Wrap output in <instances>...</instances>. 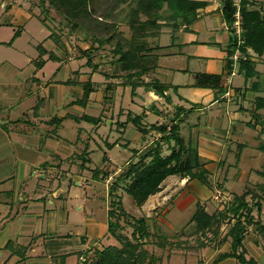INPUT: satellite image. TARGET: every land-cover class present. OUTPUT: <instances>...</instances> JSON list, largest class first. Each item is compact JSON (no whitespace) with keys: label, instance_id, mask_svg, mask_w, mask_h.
I'll use <instances>...</instances> for the list:
<instances>
[{"label":"crops","instance_id":"0c3cea01","mask_svg":"<svg viewBox=\"0 0 264 264\" xmlns=\"http://www.w3.org/2000/svg\"><path fill=\"white\" fill-rule=\"evenodd\" d=\"M206 1L191 24H167L147 46L153 68L144 79L166 85V100L142 86L132 95L130 86L121 84L124 72L115 58L97 59L92 50L87 63L84 54L76 49L71 55L63 43L68 53L61 52L44 18L47 1L42 6V0H0V264H81L96 250L119 245L108 233L109 203L120 200L125 209L127 193L123 184L104 192L97 181L117 179L159 139L158 132L143 134L131 122L121 126L135 115L146 128L177 122L183 139L196 142L210 181L206 186L170 175L135 207L137 213L125 209L146 217L152 234L172 242L190 240L177 248L145 245L159 258L155 264H240L232 256L215 261L231 250L229 236L219 242L231 224L224 223L208 246L198 247L192 217L200 207L215 211L209 199L218 186L242 194L263 182L256 171L264 162L260 168L252 162L264 155V52L245 49L257 71L245 79L240 60L232 59L237 47L222 19V0ZM254 6L264 13V0H254ZM38 47L45 54L39 56ZM103 65L112 71H102ZM201 72L219 74L225 92L193 86ZM130 125L135 131L128 135ZM167 146L163 154L169 153ZM243 248L247 259L264 260V241L251 224Z\"/></svg>","mask_w":264,"mask_h":264},{"label":"trees","instance_id":"16d2710c","mask_svg":"<svg viewBox=\"0 0 264 264\" xmlns=\"http://www.w3.org/2000/svg\"><path fill=\"white\" fill-rule=\"evenodd\" d=\"M46 1L70 24L71 29L77 27L83 31L86 34V39H88V35L94 38L93 34H99L101 36H96L93 39L98 45H102L108 39L102 35L108 34L115 22L107 20L111 15L109 13L102 16L104 19L95 17L90 6V0H42V6ZM131 3L132 9L126 18V22L136 32L130 39L125 41V44L117 41L114 46L115 52L119 55L115 63L124 72L121 84L130 86L132 95L137 87L142 86L146 90H152L157 95L165 97L167 100L165 91L168 87L166 85L156 78L149 81L144 79V76L149 74L153 66L149 65L151 60L148 59L151 49L144 46V44L135 42L137 38L145 34L139 31L149 26L159 29L167 24H171L175 28L181 24L189 25L196 19L197 9L204 7L207 1L115 0L113 8L120 4ZM234 3L235 0H222V19L228 26L231 25L236 12ZM164 7L170 13L165 18L161 15ZM47 12V7H44L43 13L47 14ZM239 13L243 29V44L240 50L244 54L240 58V71L247 79L256 76L257 71L255 63L246 54L245 49L250 48L257 55H262L264 52V13L260 7L254 6V0H239ZM141 15H144L146 20L141 21ZM162 19L167 20L169 23L160 25L159 20ZM89 21L94 24L88 25ZM16 36L17 32L7 44H11ZM53 36L52 33L51 37ZM235 44L236 39L233 41L234 46ZM38 50L39 56L46 52L41 47H38ZM91 51V47L79 50V53L87 57V63L91 60L89 56ZM49 56L52 57V54ZM193 86L216 89L219 93L225 92L221 86V76L219 74L196 73ZM111 88V85H107L106 89L110 90ZM83 90V100L85 101L90 93L88 84L84 85ZM260 107L261 104H257V108ZM141 118V115L129 116L125 122L121 123V126L124 127L127 122H131L139 132L146 134L148 131L154 130L160 134V137L139 152L137 160L130 161L117 177V180L123 182V190L132 198L136 206H141L150 195L158 192L160 184L170 175L196 179L200 183L210 186L208 171L204 167L205 162L201 160L198 154L196 142L192 137H189L186 141L183 139L177 122L172 120L169 127L167 124H150L149 128H146L141 123ZM86 119L98 120L90 117ZM163 144L168 145L166 148L169 151L168 154H163ZM262 149L264 150V148ZM256 173L262 178L263 182L257 184L254 190L247 189L242 194H233L231 201L227 202L223 209H217L213 213H207L200 207L192 217L196 233L200 234L198 238L200 241H197L198 247L208 246L210 242L218 238V233L224 223L231 224L227 228L228 231L225 236L219 240V242H223L226 236H229L231 238V250L221 252L215 259L216 262L232 256L240 264H257L254 259L245 257L243 248L244 235L250 224L264 241V215L261 218L264 210V163ZM114 189V185L111 186V190ZM248 197L251 198L254 205L249 203ZM111 204L112 207L108 211V233L115 238L119 245H110L101 250H96L91 260L87 261L85 259L81 264H155L159 258L147 251L144 248L145 245L153 244L165 248L166 246H185L189 243V241L172 243L163 235L152 234L148 230L146 217H134L128 214L122 207L120 200ZM254 208L257 211L256 217L252 213ZM121 220H124L132 228L130 236L123 233Z\"/></svg>","mask_w":264,"mask_h":264},{"label":"rangeland","instance_id":"374dc122","mask_svg":"<svg viewBox=\"0 0 264 264\" xmlns=\"http://www.w3.org/2000/svg\"><path fill=\"white\" fill-rule=\"evenodd\" d=\"M235 1L239 2V0H235ZM114 2H115V0H90V6L92 8V11H93V14L95 17H98L99 19L100 18L104 19L102 16H104L105 13H109L112 16L110 15L109 19H107V20L115 22L113 28L111 30H109L108 34L102 35V36H106L108 38L106 40V42H104L102 45H98L97 42L93 41V39L96 36H101V35L93 34L94 38L91 35H88V39H86V36H85L86 34L83 31H81L77 27L71 29L70 24L67 23V21L65 19H63V17L60 14H58L57 11H55V9L52 8L47 2L48 12H47V15L46 14L44 15V18L47 21L50 28H52L54 31L53 32L54 36L52 37L53 41L56 43L57 46H60V48H62L64 46L65 47L64 50H68L70 48V50H71L70 54L71 55L75 54L76 49L78 51V50H82L83 47L84 48L91 47V49L93 50L92 53H95V57L97 59L103 58L104 56H106L108 58L117 59L119 57V55L115 52V49H114L116 42L119 41L122 44H125V41L127 39H130L131 36L136 31L134 28H132L126 22V18H127V16H129V13L131 12V9H132V7H131L132 3L131 4H120L119 6H116L115 8H113ZM169 14L170 13H168V10L166 9V7H164V9L161 11L162 17L165 18ZM140 17H141V21L146 20V17L144 15H141ZM164 23H169V22L165 19L159 20L160 25H164ZM89 24L93 25L94 23L92 21H89L88 25ZM162 28H163V26H161L159 29L155 28L154 26L146 27L145 29L139 31V32H143L145 34H143V36L137 38V40L135 42L139 43V44H144V46H149L150 44L152 45V43H154V41H155L154 37L156 36V34L161 32L160 30ZM60 43H63L64 45L62 46ZM60 50H61V52L64 51L63 48ZM65 53L67 55L68 52H65ZM37 61H41V58L38 59ZM112 69H113V67L112 66L110 67V65H103V67L101 68L102 71H108L109 73L112 71ZM102 83L104 84L105 82H102ZM136 101H139V100L136 99ZM0 104H2V106H3V103L1 100H0ZM0 111H2V110H0ZM10 112H11L12 116L16 115V109H14L12 107V105L10 107ZM0 120H1V118H0ZM103 127H106V126H103ZM129 127L130 128H128V135H131V132H133L135 130L133 128V125H130ZM67 133H69V131H67ZM132 154H133L132 150L126 151V155L131 157V158L133 157ZM118 159L121 162V160H124V156H122V157L119 156ZM263 162H264V155H258L257 159L254 160L252 162V164H254L256 167L260 168ZM104 178L105 177L102 176L97 181V183L103 188L104 192H105V190L109 191L111 189V186H113V185H114L115 189H117V188H120L121 185L123 184L122 181L117 180L115 178H112L111 176L106 177L105 181H104ZM61 179H65V178L62 177ZM100 179H101V181H100ZM218 187H217L218 188L217 191H215V193L209 199L210 203H212L215 210L223 209L227 205V202L229 203V201H231V199L233 197V193H231L228 190L225 191L224 189H220V186H218ZM252 189L254 190L255 187ZM125 196H126V198L124 199L125 209L128 212H131L132 214L137 213V212H134L136 205L133 202L132 198L128 194H126ZM110 201L114 202L116 200L110 199ZM248 201L251 205H254V203L251 201L250 197H248ZM111 202L109 203V205L111 204ZM252 213L255 217L257 216V211L255 208L253 209ZM263 215H264V211H262L261 218L263 217ZM121 223L123 225V233L126 234L127 236H129L130 232H132L131 227L126 222H124V220H121ZM176 234H179V233H176ZM179 235H177V236H179ZM171 236H173V235H171ZM194 239L195 238H193L192 240H194ZM187 241H190V240H187ZM176 242H178V241H176ZM176 242L173 241L172 243H176ZM192 243H194V242H192ZM192 243L190 245H192ZM149 245H153V244H149ZM171 248H174V247H171ZM175 248H177V247L175 246ZM156 251L158 252L159 250H156ZM92 258L93 257H91L89 259L91 260ZM89 259H87V261ZM259 264H264V260L262 259L259 262Z\"/></svg>","mask_w":264,"mask_h":264},{"label":"built area","instance_id":"2783aa9c","mask_svg":"<svg viewBox=\"0 0 264 264\" xmlns=\"http://www.w3.org/2000/svg\"><path fill=\"white\" fill-rule=\"evenodd\" d=\"M236 6V12L234 14L233 21L229 27L230 31L234 35L236 39V44L235 46L237 47L236 50L233 51L232 53V59L234 61H239L241 57H243L244 54H242L241 50V45L243 44V39H242V25H241V18H240V13H239V2L234 3Z\"/></svg>","mask_w":264,"mask_h":264}]
</instances>
